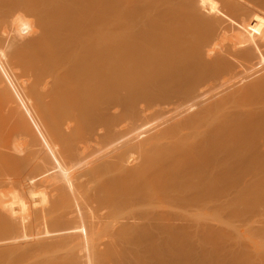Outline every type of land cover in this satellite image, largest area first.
Segmentation results:
<instances>
[{"label":"bare ground","instance_id":"1","mask_svg":"<svg viewBox=\"0 0 264 264\" xmlns=\"http://www.w3.org/2000/svg\"><path fill=\"white\" fill-rule=\"evenodd\" d=\"M247 213L264 0H0V264H195Z\"/></svg>","mask_w":264,"mask_h":264},{"label":"rangeland","instance_id":"2","mask_svg":"<svg viewBox=\"0 0 264 264\" xmlns=\"http://www.w3.org/2000/svg\"><path fill=\"white\" fill-rule=\"evenodd\" d=\"M245 207L247 206L240 203V209ZM261 217L254 213H247L238 217L240 220L237 217H233L234 219L231 217H213V224L214 226L217 224V227L212 229L211 235H214L212 241L193 247L195 264H202V260L207 254L220 255L223 261H228L231 256L237 257L241 254L245 258V264H249L252 260L257 262L255 259H257L259 250L264 248V234H261L260 237L258 235L253 236L249 241L246 240L251 237L250 221ZM217 250L220 253L216 252ZM237 253L239 254L237 255Z\"/></svg>","mask_w":264,"mask_h":264}]
</instances>
